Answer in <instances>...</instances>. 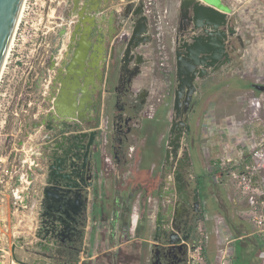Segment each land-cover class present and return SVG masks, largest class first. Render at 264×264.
I'll use <instances>...</instances> for the list:
<instances>
[{
	"label": "water",
	"instance_id": "95a60500",
	"mask_svg": "<svg viewBox=\"0 0 264 264\" xmlns=\"http://www.w3.org/2000/svg\"><path fill=\"white\" fill-rule=\"evenodd\" d=\"M23 3L24 0H0V75ZM107 3L108 0L65 1L68 11L62 17H67L69 23L59 33L61 40L51 54L50 65L40 66L45 76L44 85L35 86L33 91L31 87L27 88L30 94L26 99L29 102L26 103L24 125L29 139V158H26L27 150L19 155L18 186L24 189L16 196L23 197L20 203L23 209L28 207L31 197L38 199L42 193L41 208L47 206L48 211L39 210L35 236L40 240L38 244L48 249L59 246L61 236L70 238L72 231L77 230L71 222L75 221L74 214L81 211L78 206L84 202L83 190L91 186L92 160L101 153L108 136L97 126L102 93L109 80L107 73L114 78L120 66L121 71H127L126 81L131 85L146 60L139 48L152 40L144 0H129L133 25L127 38L120 37L125 26L123 21L117 27H110L108 35L104 32L105 14L102 11ZM179 12V27L172 46L175 86L166 150L168 172L161 184L160 196L165 198L158 205L156 217L157 233H163L165 240L156 246L154 264L184 262L188 248L182 241L187 237H183L180 225L186 224L199 209L197 188L192 190L193 194L181 192L187 184L185 169L191 165L189 149L183 139L200 87L199 80L230 64L237 58L239 47L245 46L231 16L233 8L226 0H180ZM115 15L111 18L112 23L119 20ZM184 16L189 18V26L183 25ZM234 37L240 41L239 46H229ZM59 58L62 59L60 65ZM147 93L139 94L143 96L142 102ZM41 102L46 105L42 106ZM214 161L219 166L221 160ZM170 173H173V179L169 178ZM36 178L39 182L32 193ZM166 186L171 189H164ZM53 199L57 207L51 210ZM7 251L10 253L8 249L0 250V264L14 261L38 264L18 259L14 250L10 255ZM46 262L42 260L41 263Z\"/></svg>",
	"mask_w": 264,
	"mask_h": 264
},
{
	"label": "crops",
	"instance_id": "0c3cea01",
	"mask_svg": "<svg viewBox=\"0 0 264 264\" xmlns=\"http://www.w3.org/2000/svg\"><path fill=\"white\" fill-rule=\"evenodd\" d=\"M245 4L247 3H238L237 6L229 3L235 20ZM235 26L239 30L237 20ZM247 50L248 48H244L245 52L238 57V61L248 64L251 71L258 69L264 63V38L254 43V49L250 53ZM143 54L146 60L141 72L133 78L130 92L134 97H138L143 91L148 92L144 101L147 115L140 116V121H135V125L132 123L135 127L133 126L131 132L116 133L113 114L119 98H123L114 87L119 79L117 68L113 86L105 88L102 93L101 116L97 126L102 128L104 134L108 133V136L104 140L101 153L92 160L91 186L83 190L84 202L78 206L81 211L74 214L75 221L71 222L77 230H73L71 237L64 238L54 249L39 245L40 240L35 236L39 210L48 211L47 206L41 208L42 193L38 199L31 197L28 207L23 209L20 204L23 197L16 196L18 191L24 189L18 186L20 173L16 172V167L21 162L20 153L28 147L25 121L20 120L23 124L7 135L8 157L2 170H7L9 175L0 184V222H7L11 226L18 223L23 227L21 234L16 233L10 253L7 251L8 255L14 250L18 259L38 264H42V260L48 261L46 264L153 263L156 246L165 240L163 233H157L156 217L158 205L165 198L160 193L161 184L166 180L165 175L168 172L166 150L174 96L170 92L159 94L158 90L162 91L161 74L153 69L150 52ZM39 69L37 67L34 72L39 73ZM216 76H220L218 81ZM23 94H27L26 91ZM21 97L18 96L11 106V117L15 116L16 119L20 113L26 114L28 109L26 103L29 101ZM171 108L172 111H169ZM185 134L184 143L189 149L191 165L185 169L187 184L181 188V192L193 194L192 190L197 188L199 209L186 224L180 225L183 237H187L182 243L187 244L188 250L184 257L181 255L185 260L179 264H189V247L198 240L201 226L204 228L201 238L205 240L206 264H218L228 248L233 253L230 255V264H233L236 260L237 243H242L245 252L251 251L249 248L252 240H259L262 247L264 246L261 238L252 233L251 225L233 211L239 205L236 199L221 189V185L227 184L229 178H233L230 170L238 167L237 159L239 154H243L242 150L233 146L228 150V146L221 142V67L200 80ZM212 134H217L215 141L209 145L199 144ZM26 152V158H29L28 150ZM215 159L221 160L219 166H216ZM169 175L173 179V173ZM216 177L218 181L215 180ZM38 182L36 178L32 193H35ZM164 189L171 188L166 186ZM56 204L54 199L50 201L51 210H54ZM21 216L25 223L19 222ZM58 248L59 252H56ZM4 249L6 248L0 244V250ZM5 263L10 261L5 260ZM11 264L20 263L14 261Z\"/></svg>",
	"mask_w": 264,
	"mask_h": 264
},
{
	"label": "rangeland",
	"instance_id": "374dc122",
	"mask_svg": "<svg viewBox=\"0 0 264 264\" xmlns=\"http://www.w3.org/2000/svg\"><path fill=\"white\" fill-rule=\"evenodd\" d=\"M178 1L179 0H157L156 2L158 6V11H156V14L160 13V15L163 17L162 24L164 20V22L168 24L170 30L169 33V30H166V27L164 29V44L169 56L173 76L171 77L172 85H170L171 82L167 86L161 83L162 91L158 90V92L159 94L161 92L164 95L169 90L170 94H172L175 86V57L173 54L172 46L175 40L174 29L177 22L176 18L178 13ZM226 1L228 3L231 2L232 4L236 5L238 3H247L243 5V7L241 8V14H239L238 19H236L239 26V30H237V33L243 38L245 46L243 48L239 47V49H241L237 52V58L235 60H233L230 64L221 67V142L224 145L228 146V150L233 146L235 149L243 151V154H239L240 156L237 159V165H239L240 161H246L249 158V155L253 148L254 138L258 137L260 133L264 131V89L241 86L248 82L253 85H264V63L261 64L258 69L255 68V70L251 71V69L248 68V64H246L245 62L242 63V61H238V55H242V53L245 52L244 48L245 50L248 48L247 53H250L252 48L254 49V43L264 38V1ZM41 4L44 5L46 11L45 20L43 22V28L45 29V26L48 23L47 20L52 14L51 3H49V1L47 3L46 0H27L24 10V19L28 21V24L27 26H24L23 29L26 30L27 27L30 28L32 25L34 27L37 26L36 23L39 22V8L42 9ZM231 16L233 18V22L236 25V20L234 19L233 15ZM127 28H132V26L128 24L123 27L124 30ZM42 45L43 35H41L40 37V48L39 52L37 53V59L35 56L34 59L30 60V53L26 51L23 56L24 62H28L26 66L10 61L6 64L2 72L0 79V93L6 92V97H9L10 93L13 94V98L8 106V119L3 128H1L0 126V138H2L3 140V149H5L6 151L9 146L7 135L12 133L11 130H14L15 127H19L20 124H23L20 120L23 121L25 119V113L24 115L20 113L17 119L15 116L11 117V106L13 105L15 99L20 95L22 96L21 98L27 99L28 94H30V91L27 88L33 80L32 78H34V76L38 74L37 72L35 73L34 70L37 67L39 68L40 65H46L47 60H45V62L41 64V54H44V56L46 57ZM155 47V45H150L147 48H144L143 46L141 47V50L143 53H147L148 51L153 52L156 49ZM154 63L155 66L153 64V69L160 72L161 74L160 69H158L157 61L155 60ZM216 77L218 81V79H220V76ZM25 91L27 94H23ZM252 97L257 98L261 102L260 110L258 112L259 114L257 117H255L250 112V108H248V100ZM169 111H172V108L169 109ZM163 114L165 115V112H163ZM259 116L261 119H259ZM228 117L229 120H227ZM215 138H217V134H212L206 137L205 140L199 144L209 145L210 143L215 141ZM183 142H186V134ZM227 158L230 159V156L227 155ZM255 182L258 186V211L260 214L264 215V169L259 171V177L255 178ZM221 189H224L222 191H224L226 194H229L232 198L236 199L239 205H236V210L234 209L233 211L237 212L241 217H243L242 219H245L251 225L252 233L261 238L264 246V232H256V228L253 227L254 224L252 225V223H250V221L247 219L249 215V203L242 193L241 187L238 186L237 181L234 178H229L227 184L221 185ZM203 231L204 228H202L201 226V230L198 232L199 237L196 243H202L203 246H205V240L204 238H201ZM254 261H257L258 264H264V261L259 257L255 258Z\"/></svg>",
	"mask_w": 264,
	"mask_h": 264
},
{
	"label": "built area",
	"instance_id": "2783aa9c",
	"mask_svg": "<svg viewBox=\"0 0 264 264\" xmlns=\"http://www.w3.org/2000/svg\"><path fill=\"white\" fill-rule=\"evenodd\" d=\"M27 0H24L22 10L20 13V17L15 28L11 46L7 53L2 72L7 63L10 61L15 63H20L24 66L28 64V62H24L23 56L26 51L30 53V60L34 59L40 48V37L44 32L43 22L45 20L46 11L43 4L42 9L39 8V22L36 23L37 26L33 25L30 28L23 29L24 26H27L28 21L24 19V10L25 4ZM29 13V12H28ZM27 13V14H28ZM132 28L122 29L120 36L121 37H129L131 35ZM42 60L41 64H43L46 60L44 54H41ZM1 72V75H2ZM0 75V79H1ZM6 92L0 93V126L4 127L7 119H8V106L13 98V94L10 93L9 97H6ZM261 102L257 98H249L248 100V108H250V112L257 117L258 112L260 110ZM259 119L260 116H259ZM3 140L0 138V184L4 183V177L9 175V172L6 170H2L3 163L7 160L8 154L5 149H3L2 143ZM264 169V131L260 133V135L253 140V148L249 155V158L246 161H240L238 167L230 170L232 177L237 181L238 186L241 187L242 193L245 198L248 200V212L249 215L247 219L254 224V228H256V232H264V215L260 214L258 211L259 201H258V186L255 182V177H259V171ZM218 181V177L215 178ZM19 222L25 223V219L21 216ZM23 227L20 225H9L7 222H0V244L4 246V248L10 250L11 243L14 244V238L16 237V233L21 234ZM258 229V230H257ZM234 250V249H233ZM230 255H233L232 250L229 248L223 252L221 256V260L218 264H230ZM258 257L264 261V247H262L258 253ZM188 263L189 264H206V257L204 254V246L202 243H193L192 246L189 247L188 254Z\"/></svg>",
	"mask_w": 264,
	"mask_h": 264
},
{
	"label": "flooded vegetation",
	"instance_id": "af4514ba",
	"mask_svg": "<svg viewBox=\"0 0 264 264\" xmlns=\"http://www.w3.org/2000/svg\"><path fill=\"white\" fill-rule=\"evenodd\" d=\"M47 3L49 1V3H51V11L52 14L49 16L48 18V23L45 26L44 29V33H43V45L42 48L45 52L46 55V60L47 63L50 65V60H51V54L53 52V50L58 47V43L61 40V37H58L59 35L61 36V34H59L60 32H62V30L64 29V25H67L68 19L63 18L62 15L65 13H67V9H65V1L66 0H46ZM157 0H144L145 3V9H146V13L148 15L149 18V25L151 27L150 29V33H151V37L152 40L151 42L142 45L146 46V45H155L156 49L152 52H150L152 59H151V63L154 64L155 66V60L157 61V65H158V69H160L161 71V83L164 85H169V83L171 82V77L173 76L172 73V68H171V64L169 61V56L167 53V49L165 46V27L166 30H169V26L166 22H164L163 20V24H162V19L163 17L160 15V13L156 14V11H158V6L156 4ZM129 0H108L107 3V7L102 11L105 14V23H103L104 26V32L106 33V35H108L107 33H109L110 31V27H117L120 23V21H123L125 25H133V13L130 12L131 9L129 8ZM114 12L115 17L119 18L118 21L112 23L111 22V18L114 17V15L112 14ZM129 13V16H125ZM177 22H176V26L174 29V35H175V39L177 36V29L179 27V21H180V12H179V6H178V13H177V18H176ZM165 23V24H164ZM190 20L187 16L183 17V25H187L189 26ZM164 26V27H163ZM69 30V27H68ZM170 33V30H169ZM68 35V34H67ZM66 35V36H67ZM127 38V37H125ZM233 44L239 46L240 45V41L238 40V38H232L231 43L229 44V46H232ZM140 48V52H141ZM241 49V48H240ZM238 49V51L240 50ZM237 51V52H238ZM143 53V52H141ZM144 55V54H143ZM240 55H238L239 57ZM62 59L59 58V65L61 63ZM143 65V64H142ZM141 65V67H142ZM60 67V66H59ZM110 67L107 69L109 70ZM119 69V74H118V81L115 84V91L119 94L122 95L123 98H119L120 101L118 103H116L115 107H116V112L115 114H113L116 122H115V126L114 128L116 129V133H123L126 134L127 132H131L133 126L136 124L135 121H140L139 118L140 116H144L147 115L145 109V102H142V98L143 96L139 95V97H134V94H132L130 92V87L131 85H129V83L126 81L128 73L126 70L121 71L120 70V66H118ZM109 76V80L107 81V83L105 84V88L109 89L111 86H113V77L110 76L111 74L107 73ZM52 75V74H51ZM45 76H43L41 70H39V73L34 76V78H32V82L30 83V86L32 89L31 91H33L35 89V86H43V82H44V78ZM112 83V84H111ZM172 85V82L171 84ZM256 89H264L262 86L264 85H259V84H255L254 85ZM169 93V91H167ZM46 102H41V105L44 106ZM132 123H134V125H132ZM135 127V126H134ZM64 235L60 237V241L64 240ZM156 260L155 256L153 259V263ZM187 262V259H186ZM157 264V263H155Z\"/></svg>",
	"mask_w": 264,
	"mask_h": 264
},
{
	"label": "trees",
	"instance_id": "16d2710c",
	"mask_svg": "<svg viewBox=\"0 0 264 264\" xmlns=\"http://www.w3.org/2000/svg\"><path fill=\"white\" fill-rule=\"evenodd\" d=\"M243 87H255L253 84H251L250 82L246 83V84H243L241 85ZM254 241L252 240L251 244H250V248L251 251H246L243 250V247H242V243H237V247H236V260L233 261V264H258L257 261H254L255 258H257V255L262 247V243H260V241L256 240L254 243ZM254 245V248H253V245Z\"/></svg>",
	"mask_w": 264,
	"mask_h": 264
}]
</instances>
